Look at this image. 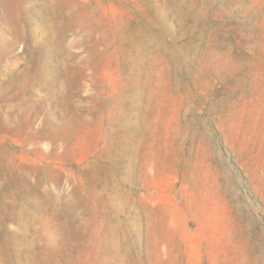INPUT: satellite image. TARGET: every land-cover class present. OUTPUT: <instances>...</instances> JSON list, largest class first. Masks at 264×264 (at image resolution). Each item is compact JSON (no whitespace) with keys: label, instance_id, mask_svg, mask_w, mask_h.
I'll list each match as a JSON object with an SVG mask.
<instances>
[{"label":"rangeland","instance_id":"374dc122","mask_svg":"<svg viewBox=\"0 0 264 264\" xmlns=\"http://www.w3.org/2000/svg\"><path fill=\"white\" fill-rule=\"evenodd\" d=\"M0 264H264V0H0Z\"/></svg>","mask_w":264,"mask_h":264}]
</instances>
